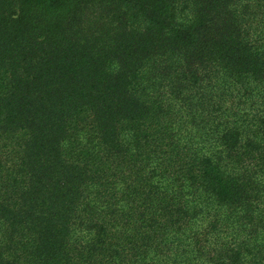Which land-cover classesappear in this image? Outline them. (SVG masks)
<instances>
[{"label":"trees","instance_id":"trees-1","mask_svg":"<svg viewBox=\"0 0 264 264\" xmlns=\"http://www.w3.org/2000/svg\"><path fill=\"white\" fill-rule=\"evenodd\" d=\"M0 264H264V0H0Z\"/></svg>","mask_w":264,"mask_h":264}]
</instances>
